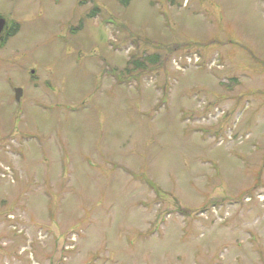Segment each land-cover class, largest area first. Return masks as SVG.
I'll return each mask as SVG.
<instances>
[{
    "label": "rangeland",
    "instance_id": "rangeland-1",
    "mask_svg": "<svg viewBox=\"0 0 264 264\" xmlns=\"http://www.w3.org/2000/svg\"><path fill=\"white\" fill-rule=\"evenodd\" d=\"M37 2L50 85L0 80V264H264V0Z\"/></svg>",
    "mask_w": 264,
    "mask_h": 264
},
{
    "label": "flooded vegetation",
    "instance_id": "flooded-vegetation-1",
    "mask_svg": "<svg viewBox=\"0 0 264 264\" xmlns=\"http://www.w3.org/2000/svg\"><path fill=\"white\" fill-rule=\"evenodd\" d=\"M27 2L30 7L28 10H26ZM39 3L37 0H0V80L12 87L13 81L16 80L11 77L14 71L23 73L27 71V82L33 86L43 82L50 85L51 68L45 67L44 70L48 73L45 76L39 75L37 62L27 63L25 49H23L26 40L31 36V34L27 35L25 25L32 24L30 27H33L41 16ZM49 37L51 38V34ZM15 101L18 100L15 98Z\"/></svg>",
    "mask_w": 264,
    "mask_h": 264
},
{
    "label": "trees",
    "instance_id": "trees-1",
    "mask_svg": "<svg viewBox=\"0 0 264 264\" xmlns=\"http://www.w3.org/2000/svg\"><path fill=\"white\" fill-rule=\"evenodd\" d=\"M117 1L121 3V1H123V0H117ZM127 1H129V0H126L124 3H121V4H126ZM135 61H136L135 59L129 61L130 65H135V66H134V69H130V70H136V68H139V67L141 66V64H140L139 61H138V64L135 63Z\"/></svg>",
    "mask_w": 264,
    "mask_h": 264
},
{
    "label": "water",
    "instance_id": "water-1",
    "mask_svg": "<svg viewBox=\"0 0 264 264\" xmlns=\"http://www.w3.org/2000/svg\"><path fill=\"white\" fill-rule=\"evenodd\" d=\"M19 96H20V92H19V90H16V100H19Z\"/></svg>",
    "mask_w": 264,
    "mask_h": 264
}]
</instances>
